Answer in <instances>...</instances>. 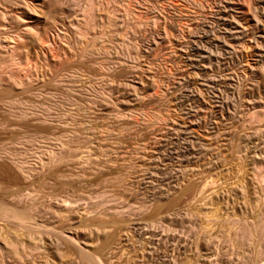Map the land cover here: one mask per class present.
<instances>
[{"label": "rangeland", "instance_id": "1", "mask_svg": "<svg viewBox=\"0 0 264 264\" xmlns=\"http://www.w3.org/2000/svg\"><path fill=\"white\" fill-rule=\"evenodd\" d=\"M0 199V264H264V0H0Z\"/></svg>", "mask_w": 264, "mask_h": 264}, {"label": "bare ground", "instance_id": "2", "mask_svg": "<svg viewBox=\"0 0 264 264\" xmlns=\"http://www.w3.org/2000/svg\"><path fill=\"white\" fill-rule=\"evenodd\" d=\"M30 191H28L25 194H22L19 189H12L8 193V197L13 200H17L19 197H28L30 196ZM66 201V200H65ZM33 220V216L30 213V206L24 205L20 208L15 207L13 204H7L4 200L0 199V221H2V224L0 225V237L4 233L3 229L7 227V231H10L11 234L14 236L15 239H17L18 235L14 230H11L10 227H8L9 224L14 225L16 228H23L25 229L27 233V240L28 243L31 245V247L34 245V249H43L42 241H41V233L42 232H48V231H54L56 228L53 226H50L47 223H43V230L38 233H32L28 231L26 228V224L30 225ZM14 227V228H15ZM57 233H63L62 230L57 229ZM4 242L3 246H6V244H9L11 248L13 249V252L16 255L20 254L21 249H23V242H8L4 237L2 238ZM70 239H74L72 236H70ZM83 252V251H82ZM86 255L83 254V259H85L88 264H109V260L103 259L99 253L100 251L93 252L91 250H87V252H84ZM262 263V262H261Z\"/></svg>", "mask_w": 264, "mask_h": 264}]
</instances>
